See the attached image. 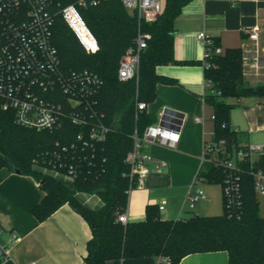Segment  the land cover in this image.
<instances>
[{
    "label": "trees",
    "instance_id": "16d2710c",
    "mask_svg": "<svg viewBox=\"0 0 264 264\" xmlns=\"http://www.w3.org/2000/svg\"><path fill=\"white\" fill-rule=\"evenodd\" d=\"M191 1L166 0L157 20L141 23V30L151 34V39L141 54L138 76L127 81L119 79L118 70L138 35L136 14L128 11L120 0L79 7L101 47L93 55L84 51L61 15L56 14L53 40L63 69L69 72L88 69L104 81L97 100L109 132L105 142L95 144V164L85 165L75 182L66 183L54 177L48 161L54 152L65 155L63 148L76 141L80 128L67 125L58 131H35L17 124L13 113L0 110V169L15 167L20 174L37 180L46 193L45 199L33 209L39 221L65 204L87 221L92 233L83 264L142 257L178 263L187 255L213 251H227L229 264H264V216L254 179L247 173L242 175V213L239 218L231 216L224 196L226 173L213 161L204 163L200 176L204 183L222 186L223 214L164 220L158 207L148 206L144 221L125 225L118 219L128 206L130 180L124 174L129 171L126 160L134 147L133 136L136 132L141 136L156 122L147 108L138 110L137 103L154 102L160 84H177L176 80L159 75L157 67L178 63L174 56L175 22ZM53 2L56 12L58 5L77 4L78 0ZM214 45L218 47L216 41ZM207 61L210 66L205 69V79L210 87L206 88L205 101L214 108L212 142L225 140L226 156L232 158L248 145L239 142V133L231 126L230 114L235 104L230 99L264 96V85H247L242 49H230L224 54H215L212 49ZM80 193L97 195L102 206L92 208L80 199Z\"/></svg>",
    "mask_w": 264,
    "mask_h": 264
},
{
    "label": "crops",
    "instance_id": "0c3cea01",
    "mask_svg": "<svg viewBox=\"0 0 264 264\" xmlns=\"http://www.w3.org/2000/svg\"><path fill=\"white\" fill-rule=\"evenodd\" d=\"M255 25L262 28L260 44L264 55V0H192L182 9L175 22L174 56L178 63L157 67L159 75L177 84L158 85L155 101L147 105V112L156 117L153 125L160 123L165 109L184 116L180 140L174 148L143 144L142 152L151 156L150 173L145 186L129 195L128 222L144 221L148 206L163 205L159 212L164 220L223 214L220 185L221 191L216 193L211 186L214 184L201 183L207 199L193 208L185 202L203 168L205 147L214 138V108L205 101L204 49L197 35L205 31L218 43L222 54L230 49L251 51L253 44L248 36ZM251 71L245 75L247 85H264V71L259 75ZM230 103L235 104L230 123L239 133V142L264 144V96L233 98ZM159 162L166 166L158 171ZM45 197L32 176L0 169V264H83L92 233L89 224L68 204L39 221L33 209ZM93 203L95 206L88 205L102 206L96 199ZM108 264H229V255L227 251H213L187 255L178 263L142 257L114 259Z\"/></svg>",
    "mask_w": 264,
    "mask_h": 264
},
{
    "label": "built area",
    "instance_id": "2783aa9c",
    "mask_svg": "<svg viewBox=\"0 0 264 264\" xmlns=\"http://www.w3.org/2000/svg\"><path fill=\"white\" fill-rule=\"evenodd\" d=\"M101 1L78 0L77 4L58 5L55 12L53 0H0V110L13 113L17 124L35 131H58L67 125L80 128L76 141L63 148L65 155L54 152L48 161L52 165L49 172L66 183L75 182L85 165L95 164V144L105 142L109 128L102 121L97 100L104 81L88 69L70 72L63 69L53 40L55 16L57 13L61 15L87 54H97L101 49L99 41L79 7L97 6ZM120 1L139 20L135 43L124 54L118 70L119 79L127 81L138 76L141 54L151 39V34L141 30V23L157 20L163 12V5L160 0ZM261 30L260 25L249 30L248 37L253 48L243 51L244 76L247 68L255 75L264 71ZM197 38L204 49L203 65L205 69L209 68L207 59L212 49L215 54H222V51L215 47V41L205 31L199 32ZM208 87L210 83L206 81ZM137 108L145 110L147 105L139 102ZM181 128L179 123L166 121L165 124L147 127L141 136L135 133L134 147L126 160L129 171L124 174L130 180L129 195L134 189L145 186L150 173L148 163L151 156L142 152L143 144L174 148L179 143ZM225 144V140L209 143L205 147L203 164L213 161L224 170L225 204L230 215L239 218L242 213L241 181L244 173L253 177L258 198H264V144H249L232 158L226 156ZM162 166H166V163L159 162L157 170ZM244 166L248 167L247 171ZM201 183L204 182L199 172L185 199L190 208L207 199ZM80 195L86 199V204L95 206L93 199L102 204L97 195ZM159 209L163 210L164 206H159ZM118 219L126 225L127 212L119 215Z\"/></svg>",
    "mask_w": 264,
    "mask_h": 264
},
{
    "label": "water",
    "instance_id": "95a60500",
    "mask_svg": "<svg viewBox=\"0 0 264 264\" xmlns=\"http://www.w3.org/2000/svg\"><path fill=\"white\" fill-rule=\"evenodd\" d=\"M183 118L184 116L172 109H165L164 113L161 117L160 124H165L166 121H173L176 123H179L180 126L183 124ZM13 170L20 174V172L14 167Z\"/></svg>",
    "mask_w": 264,
    "mask_h": 264
},
{
    "label": "rangeland",
    "instance_id": "374dc122",
    "mask_svg": "<svg viewBox=\"0 0 264 264\" xmlns=\"http://www.w3.org/2000/svg\"><path fill=\"white\" fill-rule=\"evenodd\" d=\"M160 2L162 3V5H164L165 0H160ZM211 186H212V189L215 190L214 192L219 193L221 191V188H220L219 185L218 186L217 185H215V186L211 185ZM79 197L84 203H86V199L85 198H83L81 195ZM259 201H260V211H261V214L264 216V198H259Z\"/></svg>",
    "mask_w": 264,
    "mask_h": 264
}]
</instances>
